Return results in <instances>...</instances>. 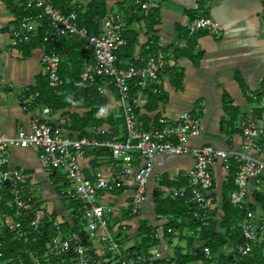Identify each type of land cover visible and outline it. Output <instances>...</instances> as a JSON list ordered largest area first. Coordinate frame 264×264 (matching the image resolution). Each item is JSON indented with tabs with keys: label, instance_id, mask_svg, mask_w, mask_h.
<instances>
[{
	"label": "built area",
	"instance_id": "obj_1",
	"mask_svg": "<svg viewBox=\"0 0 264 264\" xmlns=\"http://www.w3.org/2000/svg\"><path fill=\"white\" fill-rule=\"evenodd\" d=\"M132 4L135 11L145 13L160 8L158 0H134ZM16 5L25 12L14 16L10 28L11 45L16 47L30 43L39 34L40 28H43L45 41L53 42L60 36L81 42L89 57L83 61L80 79L96 87L99 92H103V84L112 87L117 95V117L123 119V125L99 126L94 135L69 137L60 126L33 115L27 128H18L11 135L0 134V197L5 190L3 192L8 195L5 205L10 210L0 211V264H9L3 258L4 234H8L11 240H26L28 231H40L46 221L53 222L57 230L60 224L54 222L50 214L33 200L26 186L24 171L10 168L9 148H36L38 161L56 171L69 184L67 192L80 201L75 218L90 242L84 245L77 232L68 236L58 232L47 242L42 256H33L34 264H40V259L47 264L171 263L163 261L173 255H165L158 244L129 250L130 247L124 244L126 237L114 220L117 208L101 202L104 194L130 185L131 194L126 209L130 215H137L146 201L154 168L153 158L159 154L192 156L193 165L184 174L186 185L170 188L167 197L183 199L190 205L191 217L205 226L210 220L218 219L211 200L215 165L219 164L227 174L234 165V188L229 193V201L242 213L237 227L243 240L233 249L245 257L251 255L255 245L264 243V206L259 201L264 190V86L245 91L251 108L250 113L237 124L241 137L237 148L192 144V140L201 132L200 118L192 111L155 116L152 123L147 124L138 115L135 96L130 93V83L153 94L161 93L162 74L168 65L169 53L156 42L155 51L147 54L142 63L134 59L121 63L118 54L127 45L123 34L126 26L123 14H107L99 20L98 30L94 31L78 23L75 11L63 13L52 0L16 1ZM186 29L188 34L199 31L216 33L219 27L211 16L198 15L190 19ZM61 61L62 55L56 51H44L41 56L48 88L57 89L65 83V78L60 74ZM38 96V91L25 93L21 99L22 109L30 112ZM64 121L61 120V123ZM96 149L110 153L116 161L117 173L85 174L81 159L86 152ZM251 182L254 183L252 189ZM24 218L28 219L26 224L23 223ZM156 236L159 237L157 233ZM94 242L98 243L99 252ZM202 244L203 241L199 240V245ZM203 253L204 260L193 264H217L214 259L216 254H211L208 247H203ZM50 256L58 260L50 261Z\"/></svg>",
	"mask_w": 264,
	"mask_h": 264
},
{
	"label": "crops",
	"instance_id": "obj_2",
	"mask_svg": "<svg viewBox=\"0 0 264 264\" xmlns=\"http://www.w3.org/2000/svg\"><path fill=\"white\" fill-rule=\"evenodd\" d=\"M159 18L153 25V31L147 32L144 19L126 21L124 30L133 32L136 36L135 50L131 58L143 61L146 57L144 45L150 36L157 39L161 48L169 53L168 66H175L183 71L180 82L171 81L169 70L162 74V92L166 94L165 102H158L157 108L149 111L146 107L147 98L139 92L135 96L137 112L142 120L147 118L152 123L154 115H171L182 110L192 111L200 118V135L192 140V144H211L219 148H237L240 142V131L226 134L220 129L222 119L228 115L222 107V92L226 91L231 104L238 108L239 120L250 113L251 103L245 96L234 75L239 73L246 90H258L264 86V5L261 0H158ZM82 3L85 1L81 0ZM123 6V10L120 8ZM106 7L130 17L135 13L132 0H106ZM202 7L217 23L218 32H207L196 39L193 53H199L197 64L188 57H175L174 50L186 46V25L190 21V12L198 11ZM125 13V14H124ZM136 16L139 13L135 14ZM14 12L7 6L5 0H0V134H14L18 128H27L30 118L38 116L52 125L60 126L62 132L69 137H77L80 131L71 128V115L79 117L87 109L70 105V95L65 92L62 105L55 106L43 100L33 104L30 112L21 107V99L25 93L37 84V77L43 76L41 56L45 46L36 45L28 55L10 43V28L14 20ZM179 27V30L177 29ZM65 42V41H64ZM63 42V43H64ZM140 61V62H141ZM67 80V79H65ZM102 94L107 102L102 105L104 110H111L114 117L118 115L116 92L111 86L102 85ZM103 111V110H102ZM100 109L91 115L89 126L91 132L95 127L93 119L105 116ZM61 120H65L61 123ZM10 168H20L24 171L26 186L33 200L45 209L54 222L71 221L76 217L70 205V194L67 192L69 184L54 170L42 165L38 159L36 148H9L7 151ZM154 168L151 174L146 201L137 215L127 212V203L131 194V186L125 185L119 191L104 194L101 202L111 205L115 209V222L120 226L125 236L126 247L137 246L140 242V222L150 225L161 238L158 246L167 256H172L175 247H187L192 240V246L197 247L196 230L185 222L183 216L161 215L156 213L154 191L159 192V198L167 197L170 188L186 185L184 174L192 167L193 158L190 154L181 156L156 155L153 158ZM86 175L95 173L114 175L117 173L116 161L107 153L96 154L86 152L81 159ZM227 173L219 164L215 165L211 200L214 212L218 217L223 213L221 208L222 187ZM254 187L251 182L250 188ZM174 218L181 225L176 228L174 235L165 237L163 224ZM76 219V218H75ZM78 221V220H77ZM188 237V240L184 237ZM183 237V238H182ZM94 247L99 252L98 243ZM184 251H187L183 249ZM9 258L7 261L9 262ZM168 264H173L168 263ZM204 264V263H199Z\"/></svg>",
	"mask_w": 264,
	"mask_h": 264
},
{
	"label": "trees",
	"instance_id": "obj_3",
	"mask_svg": "<svg viewBox=\"0 0 264 264\" xmlns=\"http://www.w3.org/2000/svg\"><path fill=\"white\" fill-rule=\"evenodd\" d=\"M16 1L23 2L25 0H5L7 6L14 12L15 16H19L25 11L22 7H18L16 5ZM83 1H85V3H82L81 0H52L53 4L63 13L75 11L80 25H85L89 29L97 31L99 20L107 14L112 13V11L106 7V0ZM132 2H134V0H132ZM120 9L123 10V6ZM136 13H139V15L136 16ZM198 15L208 14L202 7H200V10L190 12V19ZM123 17L129 22L132 20L144 19L147 32L149 33L153 31V25L157 23L159 13L157 9L150 10L146 13L142 10H136V12L132 13L130 17H127L126 14L123 15ZM177 29L179 30L178 26ZM184 32L186 33V46L181 49H175L174 56L188 57L194 64H197V59L200 54L193 53L192 49L196 45L197 37L206 33V31L188 34L187 29H185ZM123 34L127 39V45L118 54L119 61L121 63L128 59H132L131 55L135 50L136 44V36L133 32L124 30ZM156 41L157 39L154 36H150L149 40L141 46V49H144L145 55L155 51ZM36 45L45 46V51H56L62 55L60 74L67 80H65L63 86L57 89H51L47 87L46 76H38L36 86L33 90H30V92H39V96L36 98L34 103L43 100L46 103H52L55 104V106L60 107L62 105V98L64 97L65 92H68L71 97L69 102L70 105H76L87 109L81 117L74 114L71 115V128L80 131V134L77 137L94 135L95 130L89 132L85 127L89 126L90 120L92 119L91 115L98 110L99 106L105 105L107 99L104 94L97 91L96 87L82 81L79 77L83 61L85 58L89 57L88 51L83 49V44L81 42L65 39L60 36L56 37L53 42L45 41L43 39V28L39 29V34L35 36L30 43L19 44L18 47L22 50L24 55H28L31 48ZM140 61L141 60L137 62L142 63V61ZM165 70L170 71L172 82L175 80L180 82L183 75V71L181 69H178L174 65H166ZM234 77L245 93L246 88L241 75L239 73H235ZM99 83H102V81L99 80ZM139 92L145 94L147 98L146 107L149 111L156 109L159 101L165 102L166 100V94L164 92L161 91L159 94H153L150 90L139 88L131 82V95L133 97L137 96ZM231 103L229 94L226 91H223L222 107L224 112L227 113L228 118L226 120H221L220 129L222 131L226 130L227 135L237 131V124L235 123L239 112L238 108L233 106ZM157 115L158 113L154 116ZM143 121L145 124L148 123L147 118ZM105 122L116 127L123 125V119L121 117H114L110 109H108L106 111V115L102 116L100 119H93V125H95V127ZM93 151L96 154L107 152L110 155V153L104 149H96ZM234 175L235 167L233 165L228 172L222 187L221 208L223 215L218 217V219L210 220L206 226L191 217L190 205L185 203L183 199L173 200L169 197L160 199L159 192L157 190L154 191L153 194L156 203V213L159 214V216L177 215L185 217L187 219L185 223L191 226L192 229L196 230L195 232L198 239L203 241V244L198 245L197 247L192 246V240L188 241L186 244L188 247L187 251H183L180 247L176 246L173 256L163 262H172L173 264H193L199 260H204L203 247H208L211 254H216L214 259L217 261V264H264V243L255 245L252 249L251 255L245 257L238 255V253L233 249L234 245L242 242L243 240L242 234L237 227V223L241 219L242 213L229 201V193L234 188ZM3 191L1 192L2 196L0 197V211L9 212L10 210L5 205L8 195ZM70 205L73 207L74 211H76L80 206V201L70 196ZM127 212L129 213L128 210ZM27 221V218L23 219L24 224H26ZM180 225L181 222H178L174 218L167 220L163 224L164 236L169 237L174 235V231ZM168 228L171 229L170 232L167 231ZM139 231L141 238L139 244L137 245L139 248L143 249L149 244L157 245L159 243V237L156 236L155 230L146 222H140ZM58 232H60L62 236H68L72 232H77L84 245L90 244L88 237L84 233V230H82V226L78 224L74 217L71 221L65 220L60 223L58 225V230L53 225V222L46 221L40 231H28L26 240H11L8 234H4L5 248L3 258L5 260L10 258L11 260L9 261V264H19L20 261H22V264H34L32 262L33 256H42L46 251L47 242L52 237L56 236ZM137 246H132L129 250H133ZM49 259L50 261L58 260V258L54 256H50ZM40 264L47 263L44 262L43 259H40ZM155 264L158 263L155 262Z\"/></svg>",
	"mask_w": 264,
	"mask_h": 264
},
{
	"label": "rangeland",
	"instance_id": "obj_4",
	"mask_svg": "<svg viewBox=\"0 0 264 264\" xmlns=\"http://www.w3.org/2000/svg\"><path fill=\"white\" fill-rule=\"evenodd\" d=\"M250 103H251V101H250ZM98 109H100L102 112H103V114L104 113H106V110H104L102 107H98ZM259 200H261L260 202H261V204H263L264 205V190L261 192V194H260V196H259ZM262 205V206H263ZM183 238V237H182ZM185 239H186V241L188 240V237H184ZM181 249L183 250V249H185V250H187L185 247H181ZM184 251V250H183Z\"/></svg>",
	"mask_w": 264,
	"mask_h": 264
},
{
	"label": "water",
	"instance_id": "obj_5",
	"mask_svg": "<svg viewBox=\"0 0 264 264\" xmlns=\"http://www.w3.org/2000/svg\"><path fill=\"white\" fill-rule=\"evenodd\" d=\"M262 4L264 5L263 1L261 0Z\"/></svg>",
	"mask_w": 264,
	"mask_h": 264
}]
</instances>
